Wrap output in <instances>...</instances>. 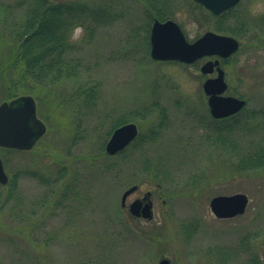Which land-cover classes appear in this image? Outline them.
Wrapping results in <instances>:
<instances>
[{
	"label": "rangeland",
	"instance_id": "obj_1",
	"mask_svg": "<svg viewBox=\"0 0 264 264\" xmlns=\"http://www.w3.org/2000/svg\"><path fill=\"white\" fill-rule=\"evenodd\" d=\"M52 1L107 5L110 11L103 20L87 15L76 38L74 29L80 25L67 31V59H78L86 69L78 79L18 95L34 98L46 132L32 149L20 151L24 153L0 148L9 177L19 173L15 195L0 212V264H26L27 249L40 264H217L222 250L237 251L254 231L262 234L256 250L264 258V167L239 171L238 154L229 149L230 143L255 145L236 128L250 118L264 123V0L236 5L247 23L242 34L235 31L232 16L228 28L216 30L217 18L192 0H171L166 9L174 12L167 19L176 21L190 42L207 29L240 41L238 50L220 62L228 86L224 95L244 99L246 105L237 117L219 121L210 116L203 91L204 81L213 77L201 73L204 59L192 64L155 61L150 43L147 53L150 28L158 19L148 13L159 9L160 0ZM27 3L0 0V67L16 46L12 35ZM85 81L101 84L97 108H80L72 99L77 83ZM6 101L10 99L0 87V104ZM155 103L165 109L164 118L156 106L145 117L138 114ZM120 120L137 125L135 140L143 154L129 156L133 141L123 150L125 158L119 153L97 157ZM146 160L154 171H143ZM113 163L120 165V181H115L114 169L103 172L102 166ZM0 190L6 196L9 188ZM234 193L248 196L245 212L215 217L211 199ZM137 199L152 201L151 220L130 213L128 206ZM13 205L27 212L24 223L14 220ZM110 241L117 248L112 254L105 249ZM236 255L237 260L225 264L246 263V253Z\"/></svg>",
	"mask_w": 264,
	"mask_h": 264
},
{
	"label": "trees",
	"instance_id": "obj_2",
	"mask_svg": "<svg viewBox=\"0 0 264 264\" xmlns=\"http://www.w3.org/2000/svg\"><path fill=\"white\" fill-rule=\"evenodd\" d=\"M160 1V10L157 9V11L152 13H148L150 11H147V13L149 17L152 16L153 18L166 20L174 13H169L168 10H166L168 9L169 1L171 0ZM109 11L110 9L107 5L94 8L83 2L28 0L27 6L24 8L22 14V22L17 25L14 34L12 35L16 46L10 54L6 55V62L0 67V87L5 90L6 98L11 100L28 89H34L36 87L42 88L56 85L63 81H75L78 79L86 69L78 59H67V55L69 54L67 31L70 27H74V25H85L84 21L87 15H95V18L103 20ZM86 30H89L88 26H86ZM90 33L93 34L92 31H90ZM135 34L137 36V33ZM146 45L148 53L149 41L146 42ZM101 92V84L99 82H78L75 90L72 92V99L76 100L80 108H97L102 101ZM155 106L156 108H159L158 110L164 118V115H166L165 109L158 103L151 104L147 107H141V109H139L140 112L138 110V114L145 117ZM126 122L127 121L125 120L117 121V123L113 125V128L115 129ZM165 122V120L164 122L160 121L159 125L161 126ZM239 128L240 127L235 130H244L247 132L249 139L255 143V145L250 142V146L246 148L230 143L229 149L236 152L239 157L237 168L239 171L262 169L264 167V123H258L256 120L250 118V122L247 121L243 127ZM230 130L231 129H228V131ZM102 146L100 147V150L101 148L102 150L105 149V143L102 144ZM131 147H134V153L129 156H133L136 152L143 154L144 150L140 144H137V140L134 141ZM2 150L7 152L24 153L13 149ZM100 150H98L97 157L105 156L106 158H111V156ZM124 151L119 153L123 157ZM106 165H104V167L102 166L103 172H106L108 169H114L117 173L114 175V177H117L115 178V181H120V165L116 163ZM141 165L143 171H154L153 169L156 168H153L152 164L147 160L142 162ZM25 171L27 170L25 169ZM58 173L60 174V171ZM24 175H27V172H25ZM18 178L19 173H15L10 177L7 185L3 186L0 184V189L4 187L9 188L6 196L0 190V212L14 197ZM74 192L75 196L77 195V198L81 196L82 192L79 189ZM11 208L13 218L17 223H24L28 219L27 212L22 211L17 205H13ZM123 221L124 219L121 220L118 218V222ZM15 227L20 226L15 225ZM251 236L252 238H255V240L252 239ZM261 237L262 234L259 231H254L252 234L245 235V237L239 242L240 249H237V251L222 250L220 252L222 255L219 256L220 261H217V264H225L229 261V258H233L232 260L234 261L237 260V252L246 253L247 257L243 258L246 260L245 264H264L263 256L256 250V242ZM35 238L36 237L34 236L32 243L33 241H37ZM47 240L48 239L45 238L42 242L46 243ZM112 243L114 242L110 241V243H107V246H105V249L108 248L110 254H112V250L116 248ZM41 245H43V243H37V246ZM32 252L33 251L28 249L27 251L24 250L23 254L25 255L26 264H40L41 260L38 256L36 257V260ZM238 264L241 263L238 262Z\"/></svg>",
	"mask_w": 264,
	"mask_h": 264
},
{
	"label": "water",
	"instance_id": "obj_3",
	"mask_svg": "<svg viewBox=\"0 0 264 264\" xmlns=\"http://www.w3.org/2000/svg\"><path fill=\"white\" fill-rule=\"evenodd\" d=\"M214 14H220L236 5L240 0H193ZM150 56L155 61H178L186 64L194 63L204 56L217 55L227 58L239 47L238 41L230 36L214 32H206L193 42H189L179 24L167 19H155L150 29ZM218 66V75L208 78L203 83V90L208 95V105L213 117L221 118L234 114L245 106V100L233 96H225L227 84L224 72L218 61H207L201 67L203 74L212 73ZM46 125L37 116L36 102L30 95L18 96L0 104V148L27 151L45 134ZM138 136L135 123H126L116 128L105 145V152L114 155L122 151ZM8 177L0 157V183L6 184ZM131 190L124 193L122 205ZM249 198L244 193L218 195L211 199L210 208L215 217L220 219L234 218L245 212ZM152 201L134 200L129 205L133 216L151 220L153 218ZM168 264V260L161 261Z\"/></svg>",
	"mask_w": 264,
	"mask_h": 264
},
{
	"label": "flooded vegetation",
	"instance_id": "obj_4",
	"mask_svg": "<svg viewBox=\"0 0 264 264\" xmlns=\"http://www.w3.org/2000/svg\"><path fill=\"white\" fill-rule=\"evenodd\" d=\"M237 5V4H236ZM236 5H234V6H232L231 8H229V9H227V10H225L224 12H222V13H220V14H214L213 12H211L210 10H208V9H206L204 6H202L201 5V7L204 9V11H206L207 13L206 14H208V16L210 15L211 17H216L217 18V27L218 28H216V30H222V29H225V27L226 28H228L226 25L228 24L227 23V21L228 20H230V18H229V16H232L234 19H233V21H234V26L236 27V29H235V31H240L241 32V34L243 33V31H244V28L246 27V22L244 21V19H243V17H244V15H243V12H237L236 10H235V7H236ZM232 14V15H231ZM221 27V28H220ZM206 32H214V33H217L216 31H213V30H210V29H207V31ZM205 32V33H206ZM217 34H221V35H226L225 33H217ZM228 36H231V35H228ZM233 37V36H232ZM235 38V37H234ZM238 40V39H237ZM238 42H239V45H240V41L238 40ZM201 59H204L205 60V63L207 62V61H218V64H219V66H221V62H220V57L219 56H217V55H213V56H204V57H202ZM200 59V60H201ZM221 60H225V58H221ZM217 69H218V66H215L214 67V70H213V72L212 73H209V74H207V76L209 75H213V77H207V79L208 78H215L216 76H217ZM208 99V98H207ZM208 103V102H207ZM208 108H209V106H208ZM242 111V110H241ZM241 111H239V112H236V113H234V114H232V115H230V116H227V117H223V118H214V117H212L211 116V114H210V116L216 121H219V120H228V119H232V118H234V117H237L238 115H239V113L241 112ZM209 113H210V109H209Z\"/></svg>",
	"mask_w": 264,
	"mask_h": 264
},
{
	"label": "clouds",
	"instance_id": "obj_5",
	"mask_svg": "<svg viewBox=\"0 0 264 264\" xmlns=\"http://www.w3.org/2000/svg\"><path fill=\"white\" fill-rule=\"evenodd\" d=\"M83 32V28L81 26H76L73 33V38H76Z\"/></svg>",
	"mask_w": 264,
	"mask_h": 264
},
{
	"label": "bare ground",
	"instance_id": "obj_6",
	"mask_svg": "<svg viewBox=\"0 0 264 264\" xmlns=\"http://www.w3.org/2000/svg\"><path fill=\"white\" fill-rule=\"evenodd\" d=\"M167 20V19H166ZM199 38V37H198ZM82 45V44H81ZM219 68L224 72V70L222 69V67L221 66H219ZM224 74H225V72H224ZM217 75H218V69H217ZM217 77V76H216ZM232 115V114H231ZM139 133V132H138ZM5 173H6V171H5ZM6 175H7V177H8V181H7V183L6 184H1V185H3V186H5V185H7L8 184V182H9V179H10V177H9V175L6 173Z\"/></svg>",
	"mask_w": 264,
	"mask_h": 264
}]
</instances>
